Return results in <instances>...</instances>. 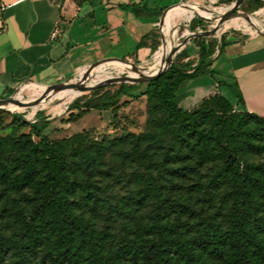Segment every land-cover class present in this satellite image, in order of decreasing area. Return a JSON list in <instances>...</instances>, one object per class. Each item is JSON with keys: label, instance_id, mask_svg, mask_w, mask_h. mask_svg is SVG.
I'll list each match as a JSON object with an SVG mask.
<instances>
[{"label": "rangeland", "instance_id": "rangeland-1", "mask_svg": "<svg viewBox=\"0 0 264 264\" xmlns=\"http://www.w3.org/2000/svg\"><path fill=\"white\" fill-rule=\"evenodd\" d=\"M187 1L191 4L196 0H179ZM205 1L209 5L210 0ZM212 1L215 6L229 7L237 0L228 3ZM207 10L220 15H217V19H205L194 14L190 21L178 27L179 38L171 48L174 50L185 44L188 29L190 38L179 54L191 58L190 62L197 58L199 51L196 43L202 38L221 48V38L225 36L232 35L242 39L262 37L257 28L264 30V22L257 21L256 26L252 22L262 16L264 5L253 9L244 3L234 16L250 24L251 33L225 30L233 24L226 18H220L222 14L214 7L200 8L198 11L204 16L214 15ZM182 12L174 10V26ZM245 15H249L250 20ZM171 29L166 30L165 36ZM158 32L161 36V26L158 27ZM220 53L217 50L214 59ZM154 57L155 55L147 62L154 61ZM115 64L117 66L114 67L122 65ZM126 75L137 76L132 72ZM76 76L77 74L70 79ZM121 81L93 90L95 84L111 80L91 85L72 102L74 104L81 100V108L68 109L55 117L47 114V101L40 105L25 106L43 100L42 95H45L27 93L25 90L17 95L27 82L0 96L1 101L11 103L18 111H0V137L18 138L26 135L37 144L57 145L66 154L67 173L70 177L69 184L58 187L53 182L52 169L40 160L34 169L35 182L32 185L23 184L15 190L8 182L0 183L1 236L21 234V229L14 225L9 216L18 205L28 222H31L29 234L41 236L46 246H51L54 237L45 222L40 220L37 206L43 198L56 194L59 200L70 202L72 212L89 231H94L102 238L101 243L106 250H111L132 238L136 227L150 224L154 204L147 201L143 193L150 181L154 180L164 200L161 206L158 205V219L173 233L187 238L201 234L229 237L235 223L244 215V208L239 195V184L235 179L237 168L226 163L221 149L236 158L241 172L246 171L247 166L261 167L264 170V125H253L233 117L234 113L242 112L240 109L235 108L231 114H226L210 104L208 108L212 111H208L198 123L199 130L204 132V137H200L201 133L190 130L188 122L174 123L166 111L157 109L156 103L144 94L148 83L130 84L135 85L136 90L109 110L84 111L87 100L101 103L120 88L123 84ZM61 92L52 93L46 99L54 98ZM30 94L40 99H26ZM65 97L62 94L57 100L61 101ZM200 105L201 103L198 106ZM29 115L36 117L30 119ZM146 134L155 135L158 146H149L148 157L134 155L131 137ZM26 160V153L17 150L9 151L3 157L4 164L9 165L12 161L19 164L16 174L27 173ZM262 174L264 178V173ZM253 199L252 231L264 236V201L256 193ZM214 262L234 264L235 259L232 254L223 253Z\"/></svg>", "mask_w": 264, "mask_h": 264}, {"label": "trees", "instance_id": "trees-1", "mask_svg": "<svg viewBox=\"0 0 264 264\" xmlns=\"http://www.w3.org/2000/svg\"><path fill=\"white\" fill-rule=\"evenodd\" d=\"M220 1L228 3L233 0ZM263 5V0L245 2V6H252L253 9H259ZM125 8H131L136 12L139 10L136 6H125ZM233 26H227L226 30H236ZM224 39L225 37L221 38L220 52L225 47ZM196 44L199 49L197 59L192 62L190 59L184 63L188 56L179 54L173 68L149 82L144 94L156 103L159 111H166L174 123L188 122L193 133H201L200 137H204V132L199 130L198 123L208 111H212L208 105L213 104L215 109L226 114H231L235 107L220 95L203 100L200 106L192 110H184L179 106L177 93L183 81L204 75L214 76L209 67L214 60L218 45L214 46L209 40L203 38ZM134 90H136L135 85L122 84L101 103L87 100L84 103V111L109 110L117 106L123 97L129 96ZM26 97L32 100L40 99L34 94ZM79 101L72 104L69 110L81 108ZM241 101L242 98L239 97V103ZM233 117L253 125H264L263 117L246 111L234 113ZM131 142L133 154H142L145 157H148L150 145L158 146V138L153 134L133 136ZM13 150L26 153V174L15 173L19 166L16 161L10 162L9 165L4 164V155ZM221 152L226 163L237 168L235 179L239 184V195L244 208V215L239 222L235 223L229 237L201 234L187 238L173 233L158 219V205L161 206L164 200L156 182L151 180L143 193L145 199L154 204L150 224L136 227L132 238L111 250H106L101 243L102 238L94 231H89L72 212L70 202L59 200L56 194L41 198L42 201L37 206L40 220L45 222L54 237L51 246H46L41 236L29 234L31 222H28L24 212L17 205L16 210H13L9 216L22 232L19 236L0 235V264H216L214 259L223 253L232 254L235 259L234 264H264V236L252 231L251 224V214H253L251 209H253L255 193L264 201V178L262 177L264 170L261 167L247 166L246 171L241 172L236 158L224 149H221ZM40 160L52 169L53 182L58 187L70 183L66 154L57 145L37 144L26 135L18 138L0 137V183L8 182L15 190L23 184L32 185L35 182L34 169Z\"/></svg>", "mask_w": 264, "mask_h": 264}, {"label": "crops", "instance_id": "crops-1", "mask_svg": "<svg viewBox=\"0 0 264 264\" xmlns=\"http://www.w3.org/2000/svg\"><path fill=\"white\" fill-rule=\"evenodd\" d=\"M178 2L0 0V96L27 82L17 95L25 90L45 94L42 96L46 98L56 93L45 91L46 86L77 74L71 79L76 82L86 76L90 65L107 58L147 62L160 48L158 27L163 13ZM174 14L168 16L167 30L174 26ZM56 27L60 34L52 41ZM224 44L209 67L213 77L204 75L181 83L179 106L191 110L203 100L220 95L236 109L264 118V37L229 35ZM114 66L104 64L96 75Z\"/></svg>", "mask_w": 264, "mask_h": 264}, {"label": "bare ground", "instance_id": "bare-ground-1", "mask_svg": "<svg viewBox=\"0 0 264 264\" xmlns=\"http://www.w3.org/2000/svg\"><path fill=\"white\" fill-rule=\"evenodd\" d=\"M205 2H206L205 0H196L194 3L191 4V5H193V6H191L192 9L177 8L183 12L181 13V15H179L180 18H179L177 24L174 26L173 30L172 29L169 30L168 33L166 34L165 39L170 37V36L171 37L165 41V48L163 50L161 49L158 53L155 54V57H154L155 68L157 66H160L163 63V61L165 60V58L173 51L171 48L174 47L173 44H176L177 39L179 38L178 27L180 25H182V23L190 21L194 17L195 11H198L200 8L214 7L223 15L228 10L227 6H215L214 1H212V0H210L208 2L209 5H206ZM187 3H189V2L187 1ZM207 11L209 13L214 14V15H220L218 12H215L212 10H207ZM171 13H174V11ZM237 19H236V17H233V18H229L227 20L234 25L233 27L236 30H239V31H242L245 33H251L250 24H248L246 21H242L239 19L237 20ZM253 20L256 21V23L254 21L252 22V24H254L255 26L257 25V21L264 22V11H263V14L261 17H257ZM186 33H187V36L185 39L186 40L185 44L181 48H178V51L184 49L187 45V42L189 40L188 38H190L189 37L190 31L187 29ZM141 67H146V63L141 65ZM97 72L98 71H96V74H97ZM127 73H131V72L124 65L114 67V68H111L110 70H107L106 72L101 73V74H98V75L95 74V76L93 77L91 82H89L88 84H86L84 87H82L80 89L74 90V89H68L67 87H64L63 89L60 90L62 92L54 98H49V99L47 98V99H44L41 101L37 100L36 102L26 104L25 106H31L32 104L40 105L41 102L47 101V104H48L47 114L50 115L51 117H55L60 113L66 112L69 109L72 102L80 96L79 93H81L85 89L89 88L91 85L98 83V82L107 81V80H111V81H119L120 80L121 81L123 79L124 75H126ZM77 82H79V81L72 82V83H77ZM95 85L92 88V90L95 88ZM44 90L49 91L46 88ZM62 94H65L66 97L63 98L61 101H58L57 99L60 98V96ZM33 107H35V106H33ZM4 108H6L7 110H10V111L18 112L16 110V108L12 107L11 103H9V102L4 105ZM28 117L30 119H34L36 116L29 115Z\"/></svg>", "mask_w": 264, "mask_h": 264}, {"label": "water", "instance_id": "water-1", "mask_svg": "<svg viewBox=\"0 0 264 264\" xmlns=\"http://www.w3.org/2000/svg\"><path fill=\"white\" fill-rule=\"evenodd\" d=\"M246 1L247 0H237L236 2H233L231 4V6L228 7V10L223 15L220 16V18H226V19L233 18L234 16H236L238 9ZM191 6H193V5L186 3V2H180V3L173 5V6H171L165 10V12L163 13V15L161 17V21H160L161 46H160L159 50L160 49L163 50L165 48V33L167 30V26H168L167 19H168L169 14L171 12H173L174 10H176L177 8L192 9ZM195 15H198L199 17L205 18V19H217L218 18L217 15L204 16V15L200 14L199 11H195ZM245 17L248 20H250L249 15H245ZM257 31H258L259 35L264 37V30L257 28ZM179 53L180 52L178 51V48H175L167 56V58L163 61V63L158 68H155V62L154 61L144 62V63H146V67H141V65L134 64L128 60L118 59V58H107V59L100 60V61L90 65L87 68L86 76L83 79H80L79 82L72 83L71 79H67V80L60 82L58 84H55L52 86H46V89L47 90L52 89L54 92H57V91L63 89L64 87H67L68 89H74V90L80 89V88L84 87L86 84H88L89 82H91V80L93 79V77L96 74L97 69L100 66H102L104 64H108V63L122 64L130 72L137 75V76L126 75L121 81V83H123V84L149 83V82H152L153 80L159 78L161 75H163L164 73L169 71L171 68H173V66L176 62V58H177ZM116 83H117L116 81L98 83L95 85V88L114 85ZM44 99H46V98H43V100ZM6 102L7 101H1L0 100V111L14 113L15 111H10V110H7L6 108H4V105L6 104Z\"/></svg>", "mask_w": 264, "mask_h": 264}, {"label": "built area", "instance_id": "built-area-1", "mask_svg": "<svg viewBox=\"0 0 264 264\" xmlns=\"http://www.w3.org/2000/svg\"><path fill=\"white\" fill-rule=\"evenodd\" d=\"M59 34H60V30L56 27L54 30H53V32H52V34H51V40L52 41H54V40H56L57 39V37L59 36ZM217 50L219 51L220 50V48L219 47H217V49H216V53H217ZM215 56V55H214ZM197 58H198V55H197ZM196 58V59H197ZM191 58H186V62H188L189 60H190Z\"/></svg>", "mask_w": 264, "mask_h": 264}]
</instances>
